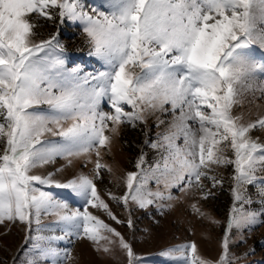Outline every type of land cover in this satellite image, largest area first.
Listing matches in <instances>:
<instances>
[{"label":"snow or ice","instance_id":"6c2138e0","mask_svg":"<svg viewBox=\"0 0 264 264\" xmlns=\"http://www.w3.org/2000/svg\"><path fill=\"white\" fill-rule=\"evenodd\" d=\"M52 9L62 24H79L88 55L102 70L68 67L56 35L36 39L33 17L52 20ZM258 50L264 52V0H101L98 6L89 0H0V224L27 226L23 264H68L71 249L56 245L70 238L87 239L108 253L117 243L112 237L128 264H136L131 245L90 208L121 223L97 189L101 170L113 171L101 162L102 151H110L121 125L135 127L157 113L171 117L157 116L162 130L149 146L158 158L146 167L142 153L137 171L123 178V195L109 197L142 209L172 201V189L196 188L206 199L202 180L215 187L222 181L209 175L213 166L230 165L228 231L255 222L257 213L246 212L243 204L250 203L245 185L264 184L257 175L264 171V142L251 136L264 130V103H258L264 101V58H256ZM245 101L255 105V119L236 112ZM81 158L85 166L94 163L91 174L57 178ZM57 159L65 166L33 173ZM53 189L66 190L79 206ZM49 216L55 219L44 224ZM228 244L226 232L219 264H229ZM161 255L169 264H211L195 243Z\"/></svg>","mask_w":264,"mask_h":264},{"label":"rangeland","instance_id":"374dc122","mask_svg":"<svg viewBox=\"0 0 264 264\" xmlns=\"http://www.w3.org/2000/svg\"><path fill=\"white\" fill-rule=\"evenodd\" d=\"M101 0H89L91 5H100ZM54 19L33 17L37 25V40L48 39L56 35L64 45L65 57L68 67L79 65L85 72L102 70L100 62L88 55L89 45L86 35L79 24L71 22L61 23L58 10L52 9ZM250 99V97H249ZM264 103V101H258ZM102 107L109 110L106 102ZM126 111H131L129 107ZM264 111V109H260ZM237 113L243 112L246 119H255L257 109L255 105L247 101L242 107L236 109ZM157 116L170 120L167 115H151L146 123H138L137 126L121 125L120 133L114 137L110 151H102L101 162L109 165L113 171L101 170L100 177L96 180L97 189L104 201L109 205L112 213L121 223L109 218L106 212L100 209L90 208V211L114 228L124 240L129 243L136 257V264H169V260L161 253L169 248L182 244L195 243L198 254L211 262L219 264L223 254V240L227 232L229 237L228 260L229 264H264V184L259 181L254 185H245V195L250 203H244L246 212L257 213L255 222H247L241 227H233L228 231V219L233 204V168L232 166H213L209 175H214L222 181L213 187V181L202 180L204 193L199 189H192L182 193L178 189H172V201H156L146 208H139L129 202L127 208L122 203L112 200L108 193L116 196L123 195L125 189L123 178L128 172L137 171L135 165L143 153L147 165H153L158 158L157 150L149 145L157 139L162 130L157 128ZM253 139L259 138L264 142V130L252 131ZM147 141V143H146ZM178 143H182L178 141ZM2 149V145H0ZM226 154L232 156V152L226 149ZM92 160H95L93 155ZM85 158L75 160L73 165L65 167L63 173H57L58 179H68L79 172L91 174L94 163H87ZM66 161L57 159L55 163L45 165L43 168L33 170L34 174L46 175L55 172L56 169L65 166ZM258 176L264 177V171L257 172ZM148 187L153 191L157 185L150 181ZM61 198L69 200L73 207L79 206L80 202L73 198L66 190L53 189ZM161 191H164L161 186ZM195 204L203 215L197 213L192 205ZM55 217H43L44 224H50ZM132 220V226H128V220ZM57 235L61 233L56 232ZM27 226L19 221L12 223L5 221L0 224V264H23L27 258L24 249ZM71 243L60 241L59 248H70L72 259L68 264H128L126 251L121 249L118 238L112 237L117 243L109 245L108 253L96 250V246L87 239L70 238ZM104 243V242H102Z\"/></svg>","mask_w":264,"mask_h":264},{"label":"crops","instance_id":"0c3cea01","mask_svg":"<svg viewBox=\"0 0 264 264\" xmlns=\"http://www.w3.org/2000/svg\"><path fill=\"white\" fill-rule=\"evenodd\" d=\"M254 48L256 47V46H253ZM255 55H256V58L257 59H262V58H264V52H262V51H256V53H255Z\"/></svg>","mask_w":264,"mask_h":264}]
</instances>
